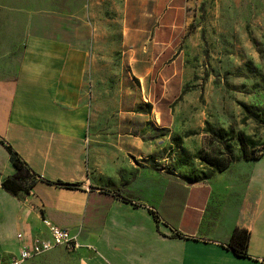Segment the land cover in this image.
Listing matches in <instances>:
<instances>
[{
  "label": "crops",
  "instance_id": "1",
  "mask_svg": "<svg viewBox=\"0 0 264 264\" xmlns=\"http://www.w3.org/2000/svg\"><path fill=\"white\" fill-rule=\"evenodd\" d=\"M8 1L0 49L20 52L0 57V140L36 179L17 195L0 185V264L48 238L43 219L79 248L22 264H264V153L197 180L157 168L178 134L168 86L181 95L185 80L172 51L200 0H15L32 2L28 12L3 9ZM59 1L82 2L79 13L66 20ZM71 17L92 35L86 48L43 35L64 33ZM105 43L121 51L117 63L97 51ZM9 157L0 143V183L15 173ZM236 228L248 231L247 257L224 246Z\"/></svg>",
  "mask_w": 264,
  "mask_h": 264
},
{
  "label": "rangeland",
  "instance_id": "2",
  "mask_svg": "<svg viewBox=\"0 0 264 264\" xmlns=\"http://www.w3.org/2000/svg\"><path fill=\"white\" fill-rule=\"evenodd\" d=\"M2 4L7 11L32 10V2L10 0ZM81 4L56 2L55 13L74 16ZM71 18L73 24L64 33L43 35L86 48L92 35L79 28L78 19ZM105 36L115 41L120 38L117 34ZM176 42L179 44L172 53L182 51L186 64L181 95L177 82L168 86L169 108H181L176 116L178 134L170 135L169 145L162 152L167 160H159L157 168L186 169L194 172L197 180L207 175L202 170L214 172L220 164L229 168L249 161L242 157L240 137L246 155L263 154L264 0H200L187 33L177 37ZM108 43L97 51L117 63L121 51L108 48ZM19 52L15 48L0 49V57ZM176 95L178 99L172 101Z\"/></svg>",
  "mask_w": 264,
  "mask_h": 264
},
{
  "label": "trees",
  "instance_id": "3",
  "mask_svg": "<svg viewBox=\"0 0 264 264\" xmlns=\"http://www.w3.org/2000/svg\"><path fill=\"white\" fill-rule=\"evenodd\" d=\"M9 153V159L13 167L15 168V173L7 177L1 183V187L4 188L7 192L17 195L19 193H27L28 190L32 187L33 182L36 177L31 173L27 165L21 160V158L7 145L3 140H0ZM239 145L243 152L244 160H254L259 156L246 155L244 150V142L242 138L239 139ZM210 164V163H208ZM211 166V165H210ZM216 167V166H215ZM227 168L226 164H220L216 167V171H223ZM211 172V171H209ZM208 175V173H207ZM206 176V175H205ZM56 186H60L66 189L76 190L81 188L79 183H51ZM112 192V191H110ZM174 235L177 237H184V235L174 231ZM249 234L248 231L244 229H234L229 237V241L224 244V246L231 250L236 256L247 257L246 246L248 242Z\"/></svg>",
  "mask_w": 264,
  "mask_h": 264
},
{
  "label": "built area",
  "instance_id": "4",
  "mask_svg": "<svg viewBox=\"0 0 264 264\" xmlns=\"http://www.w3.org/2000/svg\"><path fill=\"white\" fill-rule=\"evenodd\" d=\"M42 223L48 230V238L35 240L30 245H23L18 254L10 258L8 264H22L55 247H63L69 252L76 251L79 248L76 237L70 235L68 230L50 223L47 219H43Z\"/></svg>",
  "mask_w": 264,
  "mask_h": 264
}]
</instances>
